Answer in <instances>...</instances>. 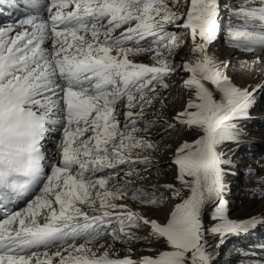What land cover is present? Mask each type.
<instances>
[{
	"label": "snow or ice",
	"instance_id": "obj_1",
	"mask_svg": "<svg viewBox=\"0 0 264 264\" xmlns=\"http://www.w3.org/2000/svg\"><path fill=\"white\" fill-rule=\"evenodd\" d=\"M24 3L26 18L0 27V264H215L227 237L264 224L230 218L225 199L264 81L236 85L210 52L223 38L264 64V0ZM181 73L187 101L167 118ZM149 112L193 139L160 145ZM168 151L175 182L138 184ZM166 195L178 202L165 222L132 206ZM140 241L155 254L133 259Z\"/></svg>",
	"mask_w": 264,
	"mask_h": 264
},
{
	"label": "rangeland",
	"instance_id": "obj_2",
	"mask_svg": "<svg viewBox=\"0 0 264 264\" xmlns=\"http://www.w3.org/2000/svg\"><path fill=\"white\" fill-rule=\"evenodd\" d=\"M229 6L234 3V0H225ZM229 2V3H228ZM238 2V0H235ZM222 45L226 42L225 39H220ZM230 45V44H228ZM229 62L231 65L228 69V75L232 77L234 83L240 84L241 78L239 77L240 73L238 72L240 66H238V62L231 60ZM262 76L261 74H257L255 77L260 79ZM238 77V78H237ZM240 80V81H239ZM238 81V82H236ZM170 92L172 88L169 89ZM169 93V91L167 92ZM166 93V94H167ZM184 100V99H183ZM182 100V102H183ZM177 100H175L176 102ZM181 102V100H180ZM256 110V112H254ZM264 110V95L261 93L259 96L256 97V103L250 109L249 116L247 119L240 121L241 127L244 129V136L245 139L242 140L241 146L235 150L233 155V159L235 164L237 165L232 171L236 173L235 176L230 178L228 183V190L225 194V199L228 203L229 208V216L232 219L241 220V215L243 214V205L246 201H252L256 198L259 189L260 183L258 182L261 177H264V165H261L264 162V138H263V130H264V114H262ZM256 113V114H255ZM253 115V116H252ZM152 119L158 120L154 127L150 129L149 136L160 143V145L171 144L174 145L179 144L181 141L187 139L191 141L193 138H188L187 132L183 129L180 131H170L168 130V125L163 122L158 114H150ZM148 116V117H150ZM256 120V121H255ZM248 122H254L251 125L241 124ZM248 127H250L248 129ZM261 130V131H260ZM261 133H260V132ZM137 135H144L143 132L138 133ZM154 135L155 139H154ZM178 142V143H177ZM174 143V144H173ZM147 154V153H145ZM158 155V154H157ZM156 155V160L159 158L161 159L163 154ZM159 157V158H157ZM165 164L167 165L169 162V157H163ZM162 160V159H161ZM252 166L256 170L252 168H248ZM256 164V165H255ZM258 164V165H257ZM263 166V167H262ZM142 167V166H141ZM170 174L163 179V175L155 174L156 171L153 168L152 173L150 176L147 177L144 181H137L138 184H145V186L149 187V183L155 184H164V183H174V169H167ZM170 177V178H169ZM158 181H157V180ZM160 182V183H159ZM147 183V184H146ZM254 187V188H253ZM256 187V188H255ZM160 191H164V189H160ZM175 199L169 198L167 195L165 196L164 203L162 206L157 208H138V205H135V209H138L143 212V210H148L147 215H158L165 217L166 212L172 210L175 203L178 201H174ZM131 203V201H129ZM251 212H256V207L251 208ZM259 217H264V213ZM148 229H143L138 234H147ZM142 235V236H143ZM210 243H215L214 237H209ZM145 242V241H143ZM146 243V250L148 248H154L155 245ZM154 254L153 252H150ZM150 254V255H151ZM264 260V224L258 225L255 229L250 230L246 234H241L238 236H229L227 237L225 243L220 247L218 256H217V263L216 264H256L258 261Z\"/></svg>",
	"mask_w": 264,
	"mask_h": 264
},
{
	"label": "bare ground",
	"instance_id": "obj_3",
	"mask_svg": "<svg viewBox=\"0 0 264 264\" xmlns=\"http://www.w3.org/2000/svg\"><path fill=\"white\" fill-rule=\"evenodd\" d=\"M12 1H16V2L22 3V1H24V0H12ZM0 27H1V25H0ZM219 42H220V39L216 41V43L214 44V46L210 49V52L212 54H214L220 60L225 61L226 63L232 62L231 60H234V61H237L238 62V66H240L238 72L240 73L239 77L241 78L240 79L241 82H240V84L238 86H241V87H245V86L252 87V86H255L256 84H259L260 82L264 81V64L255 63L254 60H253V55L254 54H249V53H244V52H241V51H237L231 45H228V43H225V45L224 44L222 45ZM184 54L185 53L182 50L181 53H180V55L177 57V60L179 61L180 56H183ZM135 59L137 61H139V62H143V63H146V64L152 63V61L149 58V55H141V56L136 57ZM257 74H261L262 75V76H260L261 77L260 79H257L258 77H255ZM182 75H184V74L181 73V74H178V75L172 77V81H173V86L171 87L172 90H171V92H170V90H168L169 93L166 94V95H168V98L171 101V103L169 105V108L165 112V117H167V118H170L172 115H174L175 114V110H178V109L182 108L183 105L187 101V94L180 88V84L182 82L181 81V76ZM236 82H238V81H236ZM261 93L264 95V91H261V92H259L257 94V96H259ZM175 100H177V101L175 102ZM180 100H181V102H180ZM182 100H183V102H182ZM254 112H256V110ZM150 114H153V113L152 112H149L148 116H150ZM262 114H264V110H263ZM158 117H160L159 114H158ZM147 118L152 119L153 117L150 116V117H147ZM160 119L164 120V117H160ZM254 122L252 121V122H248L247 123V121H246L245 123H241V124H245L246 125V123H247L248 125H251ZM249 128L250 127H248V129ZM187 134H188V138H193L189 133H187ZM263 135H264V132H263ZM155 136L156 135H154V139H155ZM263 138H264V136H263ZM176 145L177 144H175L174 146H176ZM47 146L49 148L52 147L51 144H48ZM233 147L235 148V146H233ZM164 156L169 157V159H170V157H171V151H168V152L163 153V156L161 158L162 160L159 157H157V158H159L157 160L158 161V166H159V170L158 171L154 167V169L156 171L155 174H157V175H163V179L170 174V172L167 170L168 168L166 167V164H165L166 162L163 160L164 159L163 158ZM261 165H264V162H262ZM247 166L250 169L252 168L253 170H256L252 166H249V164H247ZM233 173L234 174H232V175H230V176L227 177V184L229 183L230 178H232L233 176L236 175L235 172H233ZM172 177H174V176H172ZM143 185H145V184H143ZM151 185H153V183H149L148 186L150 187ZM258 186H259V189L261 191H258V193L256 195V198L253 199L252 201H246L244 203V205H243V208H241V209H243L242 210L243 211V214L241 215V220H244V219H247V218L253 217V216L259 217L260 215H262L264 213V188H261V185H258ZM132 206L134 208H136L135 207V204H133ZM252 207H256V212L255 213L251 212V208ZM138 208H140V207H138ZM141 209H144V208H141ZM147 211L148 210H143V213L146 216H148L147 215L148 214ZM168 213L166 212V216L165 217L158 216V215H149V217L154 218V219H157L159 222H165L166 219H167ZM139 235L142 236L143 234H139ZM117 247L118 248H121V251L119 253L120 256L121 257L125 256L126 255V252L123 249L126 248V247H128V246L127 245H125V246L117 245ZM131 247L135 250L132 253V258L133 259H137V258H139V257H141L143 255H150L151 254L149 251L146 250V243L143 242V241H140L139 243H134V244L131 245ZM219 249L216 252L215 264L217 263V256H218ZM154 254H151V255H154Z\"/></svg>",
	"mask_w": 264,
	"mask_h": 264
}]
</instances>
